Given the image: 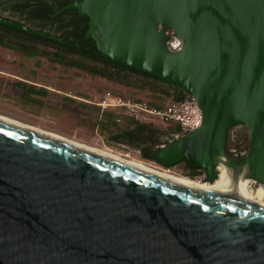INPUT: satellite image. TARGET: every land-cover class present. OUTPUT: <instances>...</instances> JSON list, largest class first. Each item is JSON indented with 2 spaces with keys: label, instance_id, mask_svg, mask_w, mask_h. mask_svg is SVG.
Instances as JSON below:
<instances>
[{
  "label": "water",
  "instance_id": "1",
  "mask_svg": "<svg viewBox=\"0 0 264 264\" xmlns=\"http://www.w3.org/2000/svg\"><path fill=\"white\" fill-rule=\"evenodd\" d=\"M74 7L100 57L198 104L201 125L168 134L152 162L168 169L184 159L209 183L222 165L264 188V0ZM237 126L248 147L230 158ZM0 264H264V208L0 120Z\"/></svg>",
  "mask_w": 264,
  "mask_h": 264
},
{
  "label": "rangeland",
  "instance_id": "2",
  "mask_svg": "<svg viewBox=\"0 0 264 264\" xmlns=\"http://www.w3.org/2000/svg\"><path fill=\"white\" fill-rule=\"evenodd\" d=\"M0 56L4 57L2 59H5L7 56L11 58L4 60L5 63H11L12 58H16V56L8 55L6 50H3ZM38 61L44 62L42 59H38ZM12 62H19L18 70L0 66V71L5 73L4 75L0 73V80H3L2 86H0V114L59 133L85 144L109 150L126 159L141 161L146 165L163 168L151 160H142L139 150L128 145L125 141L116 143L110 142L109 137L102 140L98 138L93 130L94 116L85 115L82 117L77 112V108L86 111L85 106L80 104V97L95 102L106 91L130 100H142L147 103L156 102L161 104V107L173 101L172 98H163L157 92L148 90L145 82L138 77L133 80L135 87L130 88L116 82H108L97 75H92L88 70H48L41 68L38 64L35 69L28 71L31 60L16 58ZM89 64L90 67H93L92 63ZM95 65L96 67L100 66L98 64ZM26 75H28L31 81L46 86L45 91L48 94L39 96L29 86L17 87L13 85V81L11 80H16L15 77L25 79ZM36 88L38 87L36 86ZM66 92L71 93L73 97L67 98L65 96ZM154 121L162 126L164 132L173 130V127H170L169 124L161 123L158 120ZM228 135L229 139H232L231 130H229ZM246 139L247 131L245 129L235 143L230 141V144L226 148L227 155L230 158H234L235 156L230 152V149L238 146L242 148L240 152L247 150L248 141L246 143ZM241 140H245L243 144L240 142ZM162 143H166L165 135L163 136ZM168 169L178 175L189 177L187 171L183 169L182 164H176ZM192 178L204 180L202 173ZM258 185L257 183L249 182L248 188L255 189Z\"/></svg>",
  "mask_w": 264,
  "mask_h": 264
},
{
  "label": "flooded vegetation",
  "instance_id": "3",
  "mask_svg": "<svg viewBox=\"0 0 264 264\" xmlns=\"http://www.w3.org/2000/svg\"><path fill=\"white\" fill-rule=\"evenodd\" d=\"M80 2L81 0H0L1 21L18 24L35 32L31 34L0 21V55L6 50L8 55L16 56L17 59L31 60L28 71L35 69L38 64L48 70L89 69V63L104 58L96 53L92 39L87 36L88 18L74 7ZM2 58L4 57H1V67L18 70L19 62H12L16 58H12L11 63L4 61L11 59L9 56ZM38 59L44 62H39ZM0 73L5 74L2 71ZM15 78L16 80L11 81L17 87L29 86L39 96L48 94L46 86L31 81L28 75L25 79ZM2 83L3 80H0V86ZM244 131V127L237 126L231 140L227 135L226 148L230 141L235 143ZM244 141L240 142L243 144ZM241 149L240 146L235 147L236 152ZM178 164H182L183 169L189 172L184 159Z\"/></svg>",
  "mask_w": 264,
  "mask_h": 264
},
{
  "label": "bare ground",
  "instance_id": "4",
  "mask_svg": "<svg viewBox=\"0 0 264 264\" xmlns=\"http://www.w3.org/2000/svg\"><path fill=\"white\" fill-rule=\"evenodd\" d=\"M0 120L17 124L19 126H22L24 128H28L31 130H34L36 132L52 136L56 139L65 141L67 143H70L76 147L92 151L97 154H101L104 156H107L113 160L119 161L121 163H124L126 165H129L131 167H134L136 169L148 172L150 174H153L155 176H158L159 178H162L164 180H168L174 183H178L184 186L196 188L199 190H205V191H211V192H217V193H224V194H230L234 195L238 198H241L243 200H246L248 202H251L253 204H256L257 206H260L264 208V188L260 184L255 189L248 188V183L252 182L249 179L245 178H237L235 179L234 176H232L231 173L222 165H219L218 167V178L212 182H204L200 179H190L186 176L178 175L169 169H163L158 166H150L146 165L141 161H134L130 159L123 158L109 150L96 147L93 145L85 144L80 141H77L73 138L66 137L64 135H61L59 133L48 131L45 129H42L38 126L31 125L28 123H24L21 121H18L14 118L8 117L6 115L0 114Z\"/></svg>",
  "mask_w": 264,
  "mask_h": 264
},
{
  "label": "built area",
  "instance_id": "5",
  "mask_svg": "<svg viewBox=\"0 0 264 264\" xmlns=\"http://www.w3.org/2000/svg\"><path fill=\"white\" fill-rule=\"evenodd\" d=\"M169 44L174 50L180 47V41L177 39H173ZM95 105L100 113L110 111L134 120H158L164 124H175L179 135L195 130L202 122L201 110L189 94L182 99L170 101L164 107H155L142 100H130L106 91L97 98ZM119 120L117 117L115 122ZM230 152L235 155V148H231Z\"/></svg>",
  "mask_w": 264,
  "mask_h": 264
},
{
  "label": "trees",
  "instance_id": "6",
  "mask_svg": "<svg viewBox=\"0 0 264 264\" xmlns=\"http://www.w3.org/2000/svg\"><path fill=\"white\" fill-rule=\"evenodd\" d=\"M20 46H23L20 44ZM98 62L92 63L93 67H90L89 69H85L89 71L92 75H97L101 77L102 79L108 81V82H116L120 85H123L125 87L133 88L135 87V84L133 80L138 77L142 81L145 82L146 86H148V90L157 92L160 96L163 98H172L173 100H179L182 99L187 93L184 91L172 87L163 81L140 71L122 66L117 63L110 62L107 59H100L97 60ZM95 64L100 65L99 67H96ZM116 95V94H115ZM150 105L155 107H161V104H158L156 102H149ZM144 127L140 124H135L133 130L130 132H126L125 134L116 135L113 137V140H123L128 145L133 146L135 149L139 150L140 157L142 160H153V153L155 151V146L159 145V142H156L155 140L150 139V135L144 136ZM148 133H150V130L147 129ZM185 167L188 172V178L196 180L195 178L198 175L201 174V171L197 167L190 166L189 164H185Z\"/></svg>",
  "mask_w": 264,
  "mask_h": 264
},
{
  "label": "crops",
  "instance_id": "7",
  "mask_svg": "<svg viewBox=\"0 0 264 264\" xmlns=\"http://www.w3.org/2000/svg\"><path fill=\"white\" fill-rule=\"evenodd\" d=\"M65 96L67 98H72L73 95L69 92L65 93ZM81 101L80 104L85 106L86 111L79 110L77 108V112L83 117L85 115H88L90 117L94 116L93 120V127L94 131L97 135L98 138L101 140L103 138L109 137L110 142H120L123 140H118L115 141L113 140V137L116 135H123L126 132H130L133 130L135 124H140L141 126L144 127V136L150 135L151 140H155L156 142H159L162 144L163 136L165 135L166 138L168 134H173L178 131V127L175 124H170V127H173L172 131H167L164 132L163 128L161 125L157 124L156 121L150 120V121H144V120H134L132 118H129L124 115H118L116 112H110V111H105L104 113H100L99 108L95 105V102L89 99H84V98H79ZM82 111V112H81ZM83 113V114H82ZM119 117V122H115V119ZM147 129L150 130V133H148ZM159 144V145H160ZM157 146V145H156ZM155 146V147H156Z\"/></svg>",
  "mask_w": 264,
  "mask_h": 264
}]
</instances>
